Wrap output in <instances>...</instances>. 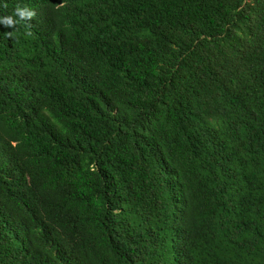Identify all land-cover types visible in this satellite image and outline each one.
<instances>
[{
  "label": "trees",
  "instance_id": "obj_1",
  "mask_svg": "<svg viewBox=\"0 0 264 264\" xmlns=\"http://www.w3.org/2000/svg\"><path fill=\"white\" fill-rule=\"evenodd\" d=\"M6 16L0 264H264V0Z\"/></svg>",
  "mask_w": 264,
  "mask_h": 264
},
{
  "label": "clouds",
  "instance_id": "obj_2",
  "mask_svg": "<svg viewBox=\"0 0 264 264\" xmlns=\"http://www.w3.org/2000/svg\"><path fill=\"white\" fill-rule=\"evenodd\" d=\"M15 16L19 18V20L30 19L33 16V12L28 9L17 8L15 11ZM18 22L17 19H14L13 16H6L0 18V25L7 26L9 28L13 27Z\"/></svg>",
  "mask_w": 264,
  "mask_h": 264
}]
</instances>
